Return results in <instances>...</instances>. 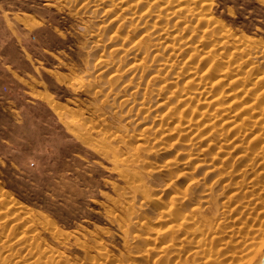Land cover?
<instances>
[{"label":"rangeland","instance_id":"374dc122","mask_svg":"<svg viewBox=\"0 0 264 264\" xmlns=\"http://www.w3.org/2000/svg\"><path fill=\"white\" fill-rule=\"evenodd\" d=\"M0 264H264V0H0Z\"/></svg>","mask_w":264,"mask_h":264}]
</instances>
